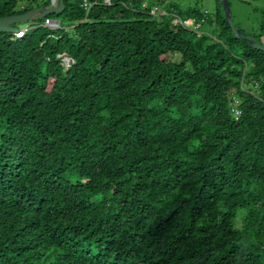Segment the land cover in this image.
<instances>
[{"label": "trees", "instance_id": "obj_1", "mask_svg": "<svg viewBox=\"0 0 264 264\" xmlns=\"http://www.w3.org/2000/svg\"><path fill=\"white\" fill-rule=\"evenodd\" d=\"M141 6L64 0L59 28L0 33V264H264V52L220 0ZM236 28L264 46V7Z\"/></svg>", "mask_w": 264, "mask_h": 264}, {"label": "rangeland", "instance_id": "obj_2", "mask_svg": "<svg viewBox=\"0 0 264 264\" xmlns=\"http://www.w3.org/2000/svg\"><path fill=\"white\" fill-rule=\"evenodd\" d=\"M142 2L141 8H147L154 4L152 13L157 15L159 11H163L168 4H177L182 7L198 5L199 7L206 9L209 13L214 12L215 0H139ZM230 4V13L233 23L242 29L247 35H254L256 33L260 10L264 7V0H228ZM26 3V0H23ZM20 6V5H19ZM42 20H35L27 23L17 25L19 29H33L38 26H42ZM204 31H209L208 25L203 26Z\"/></svg>", "mask_w": 264, "mask_h": 264}, {"label": "water", "instance_id": "obj_3", "mask_svg": "<svg viewBox=\"0 0 264 264\" xmlns=\"http://www.w3.org/2000/svg\"><path fill=\"white\" fill-rule=\"evenodd\" d=\"M220 4L224 10V16L226 23L230 26L233 36L236 39H244L248 42L250 47L255 50H259L264 52V46L258 44L256 41L247 38L240 30H238L233 23L228 1L220 0ZM64 11V0H51V4L49 7H43L39 9H34L29 11L23 15H15L11 17H6L0 20V33L12 34L17 31L15 26L27 23L35 20H41L50 15H59ZM58 23V21H55Z\"/></svg>", "mask_w": 264, "mask_h": 264}, {"label": "built area", "instance_id": "obj_4", "mask_svg": "<svg viewBox=\"0 0 264 264\" xmlns=\"http://www.w3.org/2000/svg\"><path fill=\"white\" fill-rule=\"evenodd\" d=\"M105 3L109 4L110 0H105ZM85 6H86V4H85ZM172 24L173 25L179 24L183 27H186V28L192 29V30H197V28L199 27L198 24L194 23V20H192V19L183 20L177 16H173ZM42 26L57 29V28H59V23H57L53 20H46ZM29 30L30 29H19V28H17V31L15 33H12V34L16 39H19V38H22L23 35L26 32H28ZM57 59L60 60L61 65L64 67L65 70H68L74 64V60L70 56H68L66 53L59 54L57 56Z\"/></svg>", "mask_w": 264, "mask_h": 264}]
</instances>
